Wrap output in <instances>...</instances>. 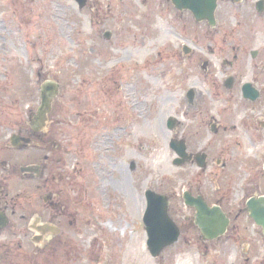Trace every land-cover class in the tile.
Instances as JSON below:
<instances>
[{"label":"rangeland","instance_id":"rangeland-1","mask_svg":"<svg viewBox=\"0 0 264 264\" xmlns=\"http://www.w3.org/2000/svg\"><path fill=\"white\" fill-rule=\"evenodd\" d=\"M260 2L264 4V0H221L217 17L227 34L198 39L191 17L167 0H87L84 8L76 0H0V87L6 72L10 80L5 83L14 87L9 90L13 103L8 108L13 117L4 119L3 125L28 120L27 107L35 105L41 83L50 74L61 88L63 104L55 110L61 121L63 110L68 112L65 132L74 142L75 159L83 152L73 163L82 158L86 165L80 206L74 205L78 186L71 185L70 257H63L62 247L52 257L40 248L35 257L14 262L264 264L263 257H244L249 244L251 254L264 255V237L248 217L243 221L250 230L241 247L208 248L196 241L193 228H187L185 218L192 212L180 199L191 186L212 193V202L222 199L235 215L257 190L264 193V135L260 142L249 140L248 130L213 134L208 129L213 118L218 121L229 113L225 100L213 99V87L225 80L222 75L229 62L238 60L251 69V61L264 60ZM183 46L194 49V56L183 54ZM253 51L260 52L256 60ZM192 60H208L215 74L199 69L195 75ZM42 67L39 81L36 73ZM20 77L21 85L16 81ZM190 90L197 94L195 103L200 101V107L210 104L198 122L193 120L196 108L187 103ZM174 119L179 125L168 128ZM177 137L185 138L190 150L206 149L211 154L207 172L193 164L175 165L171 142ZM237 137L239 148L234 147ZM90 138L93 146L85 149ZM71 170L72 176L78 175L75 167ZM147 190L173 200L172 217L182 232L179 241L157 257L148 248L144 222Z\"/></svg>","mask_w":264,"mask_h":264},{"label":"flooded vegetation","instance_id":"flooded-vegetation-1","mask_svg":"<svg viewBox=\"0 0 264 264\" xmlns=\"http://www.w3.org/2000/svg\"><path fill=\"white\" fill-rule=\"evenodd\" d=\"M167 1L171 2V0ZM217 1L218 8L215 12V23L213 25L208 20L199 21L193 13L187 12L193 22L192 28L197 30L196 36H198V39L200 36L206 39H214L221 33L227 34V31H224L223 27L219 25L217 12L221 0ZM232 1L236 2V0ZM262 8L263 12L258 10L260 16L264 15V4ZM200 29L203 33L199 34ZM260 32L262 31H258V33ZM212 42L214 43L215 40H212ZM182 53L190 55L195 51L183 46ZM191 55L194 56V54ZM259 56V51L252 52L254 60L258 59ZM190 62V66H193L194 72H196L195 75H198L199 69L208 74H215L214 68L212 69V65L208 60H192ZM44 70L45 68L42 67L36 73L39 81L43 78ZM50 76L48 74L47 79L41 83L40 95L36 96L38 91H36V95L33 93V97L36 96V102L33 107H27L30 108L28 114H25L28 120L23 121L19 117L17 123H20V125L14 124L12 127H6L3 124L4 119L13 117L12 110L10 112L8 108H12L13 103L11 100L13 95L9 93V90L14 87L9 82L5 83L10 80L9 72H6L2 77L4 83L0 87V264H21V262L16 263L14 260H21V257H35L34 255L38 253L40 248L49 250V255L52 257L62 247L64 248L61 249V251L63 250V257H70L68 248L70 228L72 227L70 213L71 185H74L73 189L78 186V195L74 198V205L80 206L85 188V177L82 174H86V165L82 158L81 162L73 163L74 160L77 162L80 159L83 152H80L79 157L75 159L76 151L71 149L74 142L67 138L65 132L70 124L67 110L64 109L62 112V121L58 118L60 113L55 110L57 105L60 108L63 104H60L61 88L59 96L53 101L46 119L40 123L39 116H36L40 108L42 86L46 82H54L51 81ZM222 76L225 79L223 83H220L216 88L213 87V93H216L213 99L217 102L225 100L227 103L225 107L229 113L226 114L225 118H220L218 121L213 118L209 123L210 125H207L210 127L208 128L209 131L217 134L248 130L249 140L261 142L262 135H264V60L251 61V69H248L246 63L238 62V60L229 62V66L226 67ZM16 81L20 85L23 84L21 77ZM11 92H13V89ZM28 94L31 95L30 92ZM196 95L195 91L191 95L187 93V103L196 108L195 112L198 116H193V120L198 122L201 114L207 110L210 104L205 102L203 107H200V101L195 103ZM2 98H5V101ZM7 100H11L10 103H7ZM238 112L239 114H237ZM178 125L179 122L175 119L174 121H168V128L170 129H175ZM91 138L89 142L88 140L85 142V139L80 140L81 150H83L84 142L85 149L88 144L93 146ZM238 140L239 137H237V141H234L235 148H239L241 145ZM171 144L179 151L183 146L185 147L184 154H180L171 148L176 154V166L185 167L193 164L203 173L208 171L211 154L206 149L198 151L192 148L193 150H190L185 138L180 139L177 137L172 140ZM229 155L231 154L229 153ZM73 158L74 160H72ZM72 165L78 171L77 176H72ZM23 185L27 186V189L23 190ZM256 192L246 199L244 207L236 205V207H239V211L235 212L234 215V212L230 209L231 206L228 204L225 207L222 199L212 202V193L210 194V192L201 189L193 190L190 186L180 196L185 208L192 212L185 218L187 228H193L198 233L196 241H201L198 243H202L208 248L216 245L224 247L222 244H226L225 247L228 245L241 247L242 244L247 242L246 238L250 230V224L243 221L245 217H248L254 230H259L264 237V228L251 217V208L248 207L251 200L264 198V193L261 190ZM186 195L192 200L201 199L210 210L216 207L220 208L228 219L226 232L219 237H206L197 224V208L187 204ZM169 201V215L173 219L172 204L174 202L170 198ZM74 211L79 212V209ZM173 220L176 222L175 219ZM252 232L254 231L252 230ZM181 235L182 232L179 229V239ZM216 248L218 249L217 246ZM251 249L252 244H249L244 257H263L261 260H264V255L253 254V252L251 254ZM29 250L31 255L28 254ZM222 256L226 257L227 254ZM243 261L246 263V259ZM211 264L223 263L218 261Z\"/></svg>","mask_w":264,"mask_h":264},{"label":"water","instance_id":"water-1","mask_svg":"<svg viewBox=\"0 0 264 264\" xmlns=\"http://www.w3.org/2000/svg\"><path fill=\"white\" fill-rule=\"evenodd\" d=\"M80 7L86 5L87 0H76ZM179 11L192 12L199 21L208 20L210 24L215 23V12L218 7L217 0H171ZM263 2L258 4V10L263 12ZM107 38L110 33L106 34ZM60 86L55 82H46L42 87L41 107L38 120L42 123L52 108L53 101L58 97ZM194 91L190 90L189 95ZM171 125V123H170ZM173 150L184 154L185 147L179 151L171 144ZM186 202L197 208V224L201 232L208 238H215L226 232L228 219L225 214L216 207L212 210L200 200H192L186 195ZM147 208L144 222L148 233V247L153 257H157L164 249L173 246L179 238V229L169 216V199L165 195L148 190L146 192ZM251 217L264 228V198L251 200L248 203Z\"/></svg>","mask_w":264,"mask_h":264}]
</instances>
